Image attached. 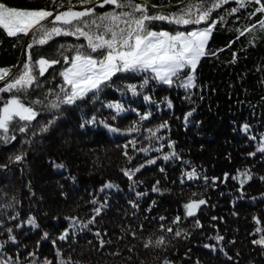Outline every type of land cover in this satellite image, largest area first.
Listing matches in <instances>:
<instances>
[{"label":"trees","instance_id":"16d2710c","mask_svg":"<svg viewBox=\"0 0 264 264\" xmlns=\"http://www.w3.org/2000/svg\"><path fill=\"white\" fill-rule=\"evenodd\" d=\"M3 2L26 9L47 7L54 15L57 11L50 0ZM150 3L165 5L153 13H174L182 6L180 0ZM72 4L74 10L84 7L78 0ZM236 6L229 3L212 14L210 19L225 16L205 46L216 55L200 58L193 87L170 88L150 79L141 88L151 73H117L98 98L89 94L59 109L49 105L64 83L59 75L67 65L63 57L71 60L75 52L70 46L86 44L85 39L59 36L28 49L31 32L9 37L0 29V69L10 70L0 87L23 70L29 53L33 62L40 57L61 61L26 93L27 102L42 101L34 105L40 114L29 130L18 131L25 123L21 121L10 132L15 140H0V244L5 257H18L19 264H264V245L253 243L264 238V153L258 151L264 147V32L257 28L237 39L238 30L251 28L261 14L248 18L258 7L253 4L226 15L225 10ZM112 7L97 5L96 12ZM204 26L152 24L169 32ZM188 74L185 69L181 79ZM132 84L137 85L136 95L127 87ZM11 96L0 93L4 100ZM110 103L125 110L117 114L107 107ZM147 113L149 118L140 120ZM93 116L96 123H85ZM165 122L167 127L156 133L163 139H149L148 129L155 131ZM134 126L139 131L129 132ZM133 140L135 148L129 143ZM173 152L177 155L163 159ZM125 170L135 174L129 178ZM201 199L206 203L187 216L184 205ZM177 216L180 237L172 224ZM170 226L172 233L165 231ZM162 235L161 247H144L148 238L155 241Z\"/></svg>","mask_w":264,"mask_h":264},{"label":"snow or ice","instance_id":"6c2138e0","mask_svg":"<svg viewBox=\"0 0 264 264\" xmlns=\"http://www.w3.org/2000/svg\"><path fill=\"white\" fill-rule=\"evenodd\" d=\"M78 3L84 6L81 10H74L75 5L72 4V0H68L67 5L58 2V0H50V4L57 10L54 15V12L48 10L47 7L37 9L19 8L10 6L0 0V29H3L9 37H16L18 34L29 35L31 32L33 41L28 44V49H32L36 44L45 45L54 37L59 36L83 37L86 41V44L70 46L71 50L75 52L71 60L68 56L63 57L64 63L69 64V67L59 73L64 83L59 86V93L56 94L55 100L49 105L52 109H59L62 104H76L78 101H83L89 94L98 98L99 93L103 88L110 85L112 78L117 73H151L150 76L145 77L143 84L139 86L141 88L147 85L150 79L170 88L173 86L184 89L193 87L195 70L200 58L206 55H216L214 51H206L205 46L217 23L225 20V16H220L218 20L210 19L212 14L217 9H221L223 5L229 3L237 5L231 8L230 11L225 10L226 15L238 13L242 8L249 5H258L249 13L248 18L251 19V17L261 14V19L253 24L251 28L245 27L243 30H238L239 36L237 39L244 36L245 33L255 31L257 28L264 32V2L262 0H180L182 6L179 10L168 14H164L163 11L151 12L150 10L162 9L165 5L153 4L150 3V0H140V2H137V0H78ZM97 5L101 8L105 5L113 7L110 11L97 13ZM154 22H167L175 25H200L205 23L206 26L188 32L179 30L169 32L164 29L155 30L152 27ZM37 36L40 38L36 39ZM63 47L61 45V48ZM60 62L44 57H40L33 62L29 53L28 60L23 65V70L0 87V93H12V96L6 100L0 97V100H3L2 105H0V140L5 143L15 140L16 136L10 134V132L14 133L21 121L25 123L23 126L18 127V131L23 133L29 130L31 122L36 120L40 114L34 105L41 104L42 101L27 102L26 93L29 88L38 86L39 76H43L49 68ZM37 68L38 72H35L34 69ZM185 69H190V73L181 79V74ZM9 74V69H0V81H5ZM127 87L133 95L137 94V85L132 84ZM144 99L146 101L151 100L148 96H145ZM165 100L168 106L171 107V101L167 98ZM107 107L115 109L117 114L125 110L119 103H110ZM150 115L151 113L143 114L140 116V120H147ZM190 115L191 113H188V116ZM85 123L94 124L96 118L93 116L91 120ZM101 123L103 122L101 121ZM81 126L83 127V125ZM105 126L109 127L110 131H119V129L112 128L109 125ZM165 127H167L166 122L155 131L148 129V138L162 140L163 137H157L156 133ZM41 130L46 131L47 128ZM128 131L137 132L139 129L134 126ZM245 131H247V126H245ZM129 143L135 148V140ZM128 146L125 145L126 148ZM160 147L162 148L163 145ZM149 150V148L139 149L141 152H148ZM258 151L264 153V147H260ZM125 155H128L127 152ZM176 155L173 152L170 155H165L163 159L167 161ZM251 155H255V153ZM15 159L19 161L22 157L16 156ZM128 159L131 160L132 157L129 156ZM148 163H155V160L148 161ZM142 167L144 165L140 166V168ZM140 168L135 169V172L140 171ZM135 172L125 170L124 174L131 178ZM194 176L195 171L189 173L190 179ZM261 179H264V177H261ZM106 187L111 188L113 185L108 184ZM205 203L206 201L201 199L198 202L192 201L185 204L184 208L187 216H193V209ZM8 206L11 207V205ZM95 211L99 215L100 209ZM72 219L75 221L76 218ZM94 219L95 217L89 220L88 223H93ZM160 219L164 220L165 218L161 217ZM180 220L181 217L177 216L172 221V224L177 226V230L174 232L176 237L182 235L181 230H179ZM2 223L0 221V226H2ZM29 223L34 224L35 221L30 219ZM161 228H164L163 224ZM7 231L11 234L13 230L9 228ZM165 231L172 233L174 229L170 226ZM65 238L64 235L60 237L62 240ZM9 239L14 240L15 237L9 235ZM217 239H222V237H217ZM103 243L101 241L102 245ZM164 243L165 237L162 235L155 241L148 238L144 247H161ZM253 243L264 245V238L254 240ZM116 254L118 255V253ZM0 264H19L18 257L12 259L4 256L3 244H0ZM62 264H67V262H62Z\"/></svg>","mask_w":264,"mask_h":264},{"label":"rangeland","instance_id":"374dc122","mask_svg":"<svg viewBox=\"0 0 264 264\" xmlns=\"http://www.w3.org/2000/svg\"><path fill=\"white\" fill-rule=\"evenodd\" d=\"M67 67H69V64H67V65L64 67V69L67 68ZM64 69H63V70H64ZM63 70H62V71H63ZM188 70H189V73H190V69H188Z\"/></svg>","mask_w":264,"mask_h":264}]
</instances>
